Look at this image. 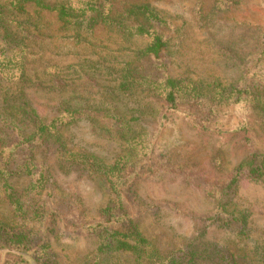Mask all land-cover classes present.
I'll return each mask as SVG.
<instances>
[{
  "label": "trees",
  "instance_id": "trees-1",
  "mask_svg": "<svg viewBox=\"0 0 264 264\" xmlns=\"http://www.w3.org/2000/svg\"><path fill=\"white\" fill-rule=\"evenodd\" d=\"M52 18L59 37L84 53L48 69L53 86L70 92L40 114L26 97L32 84L27 71L42 54L31 45L55 36ZM172 27L182 28L147 0H0V193L9 208L7 216L0 215V249L20 252L7 253L0 264H76L55 251L59 239L92 245L77 264H264V229L253 227L252 212L236 202L243 181L264 191V151L253 148L250 133L253 119L264 129V40L249 64L220 46L234 61L238 79L227 85L216 75L205 82L201 75L172 74ZM102 32L113 38H101ZM37 69L40 79L49 73L46 67ZM98 79L106 81L109 100L102 96L92 106L88 98L77 102L73 83L96 86ZM138 93L149 101L141 104ZM130 97L132 106L116 110ZM155 102L157 107L150 106ZM167 113L201 132L236 138L249 151L229 176L210 177L191 156L179 160V152L157 148L159 126L150 129L149 123ZM82 115L95 123L92 119L110 116L118 125L119 153L111 161L71 143L66 132ZM74 169L106 184L110 199L95 214L87 211L80 193L63 192L56 182V173ZM170 169L200 187L211 203L202 228L193 234L168 236L145 225L150 205L139 183ZM210 226L220 230L216 242L205 238Z\"/></svg>",
  "mask_w": 264,
  "mask_h": 264
},
{
  "label": "rangeland",
  "instance_id": "rangeland-1",
  "mask_svg": "<svg viewBox=\"0 0 264 264\" xmlns=\"http://www.w3.org/2000/svg\"><path fill=\"white\" fill-rule=\"evenodd\" d=\"M147 1L155 4L168 19L170 17L173 24L182 27L176 31L173 27L168 30L173 51L170 67L174 75L187 77L201 75L205 82H210L209 80L217 75L223 84L228 85L237 81L238 70L233 66L234 61L228 60L220 46L229 48L237 55L238 60L248 64L262 46L264 0ZM201 14L207 21L201 19ZM51 28L54 37L31 45L35 52L42 54L30 62L31 69L27 71L32 76V84L25 90L26 97L40 114L47 113L57 104L62 94L69 90L67 88L61 92L56 89L49 79L53 70L48 69H55L51 65L64 66L84 53V50L72 40L59 37L56 23L53 22ZM100 32L101 29L96 30V34ZM99 36L107 38L111 35L102 32ZM38 67L47 68L49 73L44 79L39 78ZM34 71L36 73L33 74ZM96 82V86L92 82L84 83L81 80L73 83H77L76 91L79 96L77 102L84 99L86 101L88 98L89 105L92 106L102 96L109 100L110 94L108 90H104L108 86L106 81L98 79ZM110 86L113 88L112 84ZM87 90L91 91L92 95ZM135 96L141 100V104L149 101L144 93ZM127 100L129 104L123 100L117 105L116 110L123 111L133 105V97ZM157 104L151 103L150 106L157 107ZM97 115L99 114L93 113V116ZM109 117L99 116L92 119L98 121L95 123L82 115L69 127L66 134L71 137V143L80 146L82 150L111 161L119 153V139L116 135L119 127L117 124L112 125ZM158 120L156 123H149L148 127L154 129L159 126L155 139L157 148L164 147L169 153L179 152L176 155L179 160L191 156L190 158L196 160L210 177L229 176L249 151L236 138L201 132L177 114L167 113V116L160 120L161 124ZM251 126L253 148L264 151L263 125L253 119ZM56 179L63 192L75 190L80 193L90 214H95L110 199L105 182L97 175H87L80 169H74L69 173L63 171L56 173ZM139 191L150 205L145 225L160 234L166 233L168 236L175 233L193 234L196 229L202 228L204 217L211 212V203L205 198L201 188L185 182L178 172L172 169L160 170L153 179H143L139 183ZM236 202L239 207L252 212L249 223L253 227L264 229V191L259 185L243 181L237 190ZM8 209L0 193V215L7 216ZM219 236L220 230L213 226L206 229V239L216 242ZM58 242L55 251L66 262L81 263L92 249V245L83 239L76 241L59 239ZM7 253L20 252L10 248L0 249V263L7 259ZM24 255L31 260L30 253Z\"/></svg>",
  "mask_w": 264,
  "mask_h": 264
}]
</instances>
